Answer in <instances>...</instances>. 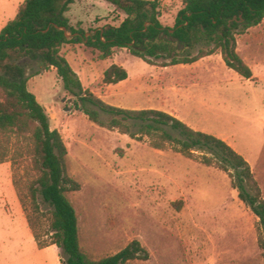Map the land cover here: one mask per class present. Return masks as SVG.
<instances>
[{"label":"rangeland","instance_id":"374dc122","mask_svg":"<svg viewBox=\"0 0 264 264\" xmlns=\"http://www.w3.org/2000/svg\"><path fill=\"white\" fill-rule=\"evenodd\" d=\"M22 1L0 0V32ZM182 6L183 0H162V22L172 27ZM66 16L87 36L123 19L105 0H78ZM237 40L239 53L253 69L251 79L228 67L219 52L198 64L167 67L148 64L127 48L108 59H100L85 43L66 44L62 52L84 87L105 102L164 110L227 141L248 160L264 196V20ZM19 63L29 77V90L46 108L51 128L61 132L67 145V171L81 185L69 197L86 252L101 258L138 239L148 257L129 264H264L259 218L239 198L228 172L206 165L200 151L188 157L172 144L155 148L134 121V136L96 123L76 107L55 68L42 70L27 57ZM112 63L128 70L125 81L104 82ZM99 112L104 121L112 117ZM19 162L29 195L25 171L33 176L31 162L28 157ZM15 172L10 160L0 164V209L8 210L0 212V264H54L56 252L38 250L27 219L11 205L12 197L17 198Z\"/></svg>","mask_w":264,"mask_h":264},{"label":"trees","instance_id":"16d2710c","mask_svg":"<svg viewBox=\"0 0 264 264\" xmlns=\"http://www.w3.org/2000/svg\"><path fill=\"white\" fill-rule=\"evenodd\" d=\"M77 1L24 0L0 32V164L10 160L16 168L14 187L38 246L56 244L64 264H129L149 254L138 239L101 258L83 249L78 213L69 197L81 185L67 171L68 148L61 132L51 128L45 106L28 88L29 77L19 63L25 57L37 61L42 70L55 68L76 107L96 123L134 136L130 123L134 121L140 124L139 133L149 136L155 148L163 150L172 144L188 157L200 151L206 165L217 164L228 172L239 198L259 218V245L264 249V196L244 156L224 139L194 129L167 111L130 109L105 102L84 87L62 52L66 44L85 43L98 51L100 59H108L117 49L127 48L148 64L164 67L192 64L219 52L228 67L251 79L254 72L238 51L237 35L263 22L264 0H183L172 27L161 20L162 0H105L123 19L118 25L105 24L91 36L66 16ZM128 77V70L118 63L110 64L104 72L107 84ZM99 110L110 114L111 119H100ZM23 157L30 159L33 171L32 177L29 169L25 171L29 195L24 193L25 179L20 176L19 161Z\"/></svg>","mask_w":264,"mask_h":264},{"label":"crops","instance_id":"0c3cea01","mask_svg":"<svg viewBox=\"0 0 264 264\" xmlns=\"http://www.w3.org/2000/svg\"><path fill=\"white\" fill-rule=\"evenodd\" d=\"M23 2V1H22ZM21 2V3H22ZM20 5V4H19ZM19 5H18V7H19ZM18 7H17V10H18ZM17 13V12H16ZM15 17V16H14ZM13 17V18H14ZM12 18V19H13ZM261 24V23H260ZM259 24V25H260ZM258 26V25H257ZM254 27H256V26H254ZM214 56V54H212V55H209V56H206V57H204V58H202V59H200V60H198L197 62H195L194 64H198L199 62H204V61H206V60H209V58H211V57H213ZM222 56V55H221ZM125 81V80H124ZM123 82V81H122ZM8 185H10L11 186V184H9L8 183ZM15 188V187H14ZM14 191H12L11 190V193H12V196H14V193H13ZM15 192H16V194H17V191H16V189H15ZM11 205H13V209L14 210H16L17 212H18V214L20 215V216H22V217H24V218H26L27 219V217H26V213H25V211H24V209H23V207H22V204H21V202H20V200H19V197H18V195H17V198L16 197H12V200H11ZM9 204H7V206H8ZM0 212L3 214H5V213H8V210L5 208V209H0ZM28 222V221H27ZM29 225V224H28ZM34 236V235H33ZM35 239V238H34ZM36 241V240H35ZM37 248H38V250L40 251V252H45V251H47V250H50V249H52V250H54L55 252H56V256H55V258H54V264H64L62 261H61V258H60V248L56 245V244H52V245H49V246H47V247H44V248H40L39 246H38V244H37Z\"/></svg>","mask_w":264,"mask_h":264},{"label":"water","instance_id":"95a60500","mask_svg":"<svg viewBox=\"0 0 264 264\" xmlns=\"http://www.w3.org/2000/svg\"><path fill=\"white\" fill-rule=\"evenodd\" d=\"M68 110V109H67Z\"/></svg>","mask_w":264,"mask_h":264}]
</instances>
